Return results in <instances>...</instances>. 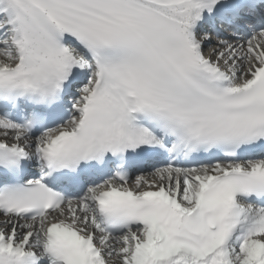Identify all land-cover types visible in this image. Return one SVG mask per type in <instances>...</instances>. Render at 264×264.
Returning a JSON list of instances; mask_svg holds the SVG:
<instances>
[{
    "label": "snow or ice",
    "instance_id": "snow-or-ice-1",
    "mask_svg": "<svg viewBox=\"0 0 264 264\" xmlns=\"http://www.w3.org/2000/svg\"><path fill=\"white\" fill-rule=\"evenodd\" d=\"M0 264H264V0H0Z\"/></svg>",
    "mask_w": 264,
    "mask_h": 264
}]
</instances>
